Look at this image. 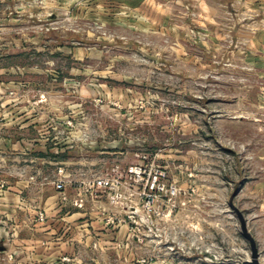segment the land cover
I'll return each mask as SVG.
<instances>
[{
	"label": "rangeland",
	"instance_id": "rangeland-1",
	"mask_svg": "<svg viewBox=\"0 0 264 264\" xmlns=\"http://www.w3.org/2000/svg\"><path fill=\"white\" fill-rule=\"evenodd\" d=\"M79 5L23 25L33 29L0 32L3 43L35 42L14 48V59L30 71L8 76L15 86L8 94L22 105L39 106L42 123L53 124L51 138H89L96 167L102 157L111 165L114 158L128 164L137 154H158L172 180L197 188L204 205L195 220L207 235L198 244L222 248L212 259L244 264L251 258L238 208L264 264L263 209L257 200L253 205L249 197L239 198L243 187L260 184L264 202V75L244 61L236 42L212 41L199 23L191 24L199 13L182 9L165 15L141 0ZM166 5L172 9V3ZM183 22L192 25L190 31ZM12 50L0 46L2 52ZM90 170L80 180L92 178L96 169ZM200 250L186 249L169 264H203ZM142 256L137 264H143L138 262ZM160 259L148 264H161ZM122 261L118 254H95L87 264Z\"/></svg>",
	"mask_w": 264,
	"mask_h": 264
},
{
	"label": "crops",
	"instance_id": "crops-1",
	"mask_svg": "<svg viewBox=\"0 0 264 264\" xmlns=\"http://www.w3.org/2000/svg\"><path fill=\"white\" fill-rule=\"evenodd\" d=\"M84 1L0 0V32L33 29L35 26L23 25L37 16L67 14ZM141 1L147 8L148 3L156 4L158 12L165 15H175L182 9L193 16L199 13L200 21L192 18L191 24L199 23V29L209 33L212 41L236 42L244 49V61L264 75V0ZM167 3H172L171 10ZM144 7L140 6L142 12ZM191 24L181 25L190 31ZM3 41L0 38V46L10 50L35 43L24 38ZM17 52L0 51V264H87L95 254H118L123 257L122 264H137V256L144 251L127 243L126 227L106 225L102 210L111 208L105 196L96 200V194L88 193L83 195L82 206L75 203L82 196L77 180L97 165L96 147L88 145L90 139L51 138L49 129H54L53 124L42 123L43 116L36 115L39 106L22 105L8 94L15 87L8 76L30 71L14 59ZM88 146L95 151L88 150ZM107 159L100 158L98 167ZM60 168L73 180L64 190L57 189L53 182ZM23 174L25 177H21ZM259 187L260 184L243 187L239 198L249 197L253 205L257 200L256 206L264 212ZM40 213L45 215L43 220Z\"/></svg>",
	"mask_w": 264,
	"mask_h": 264
},
{
	"label": "built area",
	"instance_id": "built-area-1",
	"mask_svg": "<svg viewBox=\"0 0 264 264\" xmlns=\"http://www.w3.org/2000/svg\"><path fill=\"white\" fill-rule=\"evenodd\" d=\"M137 160L124 163V158L114 159L111 165L104 160L96 167L90 179L77 180L81 189L80 198L75 203L82 206L85 194H96V200L105 196L110 210L103 209L102 216L107 226L126 227L130 246H138L144 251L138 262L152 263L160 259L161 264L180 259L186 249L205 252L203 264H222L215 262L218 249L214 242L203 243L197 239L207 235L198 227L195 216L201 210L203 201L197 196V188H185L170 178L168 165L158 161V154L140 153ZM194 176V170L188 172ZM73 181L64 175L63 168L53 180L59 190H64L67 182ZM208 204V203H205ZM44 213L39 218L43 220ZM188 234L190 241L183 236ZM202 243V242H200ZM123 243L120 242L119 247ZM67 259V258H66Z\"/></svg>",
	"mask_w": 264,
	"mask_h": 264
},
{
	"label": "water",
	"instance_id": "water-1",
	"mask_svg": "<svg viewBox=\"0 0 264 264\" xmlns=\"http://www.w3.org/2000/svg\"><path fill=\"white\" fill-rule=\"evenodd\" d=\"M235 209L238 214L239 220L241 222V228H242L243 235L249 241L250 248H251V258L245 260L244 264H263L260 260V250L258 247V243L248 228L246 217L238 208H235Z\"/></svg>",
	"mask_w": 264,
	"mask_h": 264
}]
</instances>
